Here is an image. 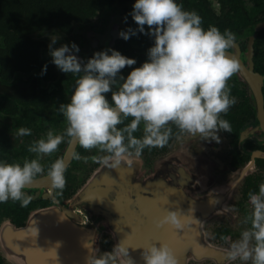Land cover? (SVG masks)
<instances>
[{
  "label": "clouds",
  "instance_id": "obj_1",
  "mask_svg": "<svg viewBox=\"0 0 264 264\" xmlns=\"http://www.w3.org/2000/svg\"><path fill=\"white\" fill-rule=\"evenodd\" d=\"M130 15L138 29L121 30L120 37L128 40L139 32L154 37L155 43L148 50V60L126 78L120 75L121 70L135 65V59L107 49L82 63L73 54L79 53L78 45L73 42L71 47L65 44L53 48L56 39H52L49 49L53 63L62 72L77 77L70 102L58 109L66 127L62 134L49 129L45 137L28 144L27 151L37 158L25 159L22 165L0 161V203L11 199L27 207L32 197L23 189L41 174L50 180L52 189L64 190L66 161L56 159L45 173L40 159L56 152L65 137L87 151L98 149L106 153L93 156L92 160L116 168L121 157L164 148L173 136L179 139L184 134H199L219 143V132H232L229 121L221 116L237 102L228 86V81L241 71L239 61L228 52L235 46V34L230 29L221 32L212 25L205 29L197 12L184 10L176 0H135ZM46 71L45 65L41 74ZM107 93H111V102ZM129 118L130 122L125 123ZM141 126L142 136L137 138L134 133L141 131ZM31 135L29 128L16 130V137ZM74 158L81 159L79 154H74ZM248 197L251 211L243 221L248 227L238 241L231 243L228 257L264 264V183L259 185L258 193L250 191ZM182 214L179 210H166L156 227L168 224L178 231L199 222L192 216L182 219ZM221 239L227 242L229 237L222 235ZM84 246L91 251L86 264H117L121 255L126 264H133L130 258L125 259L128 252L122 243L99 256L89 244ZM143 248L145 264H177L167 243L161 242L159 247L151 243Z\"/></svg>",
  "mask_w": 264,
  "mask_h": 264
},
{
  "label": "water",
  "instance_id": "obj_2",
  "mask_svg": "<svg viewBox=\"0 0 264 264\" xmlns=\"http://www.w3.org/2000/svg\"><path fill=\"white\" fill-rule=\"evenodd\" d=\"M262 27L264 23L255 26L249 43L250 68L240 62V49L236 43L237 54L228 51L241 65L237 75H243L242 78L259 97L262 76L253 71L251 54L254 36ZM73 54L81 60L78 54ZM259 113L264 116L260 108ZM193 142L191 151L199 154L200 150L194 151L193 148L204 147L207 141L201 136L199 141ZM75 145L70 142L65 152L67 165ZM196 156L189 153L187 161H178L177 157L166 158L152 168H147L142 157L135 155L121 157L116 168L101 163L72 197L55 198L52 205L32 210L26 223L19 227L5 219L0 226V244L10 258H16L21 264H86L91 251L84 245L89 244L97 255L99 236L104 228L105 232L112 234L116 245L123 244L128 252L125 259L130 258L133 264H145L143 247L151 243L159 247L161 242L173 250L177 264H191L204 259L226 264L232 260L228 257L230 248L215 243L212 235L208 234V227L219 214L230 215L226 203L234 187L247 175L251 164L240 171L234 183L219 184L213 181L215 174L210 175L213 169H207L204 163L203 167L192 163ZM204 158L207 160L206 156ZM181 162L184 163L180 165ZM205 170L207 174L202 173ZM28 186L48 187L51 182L41 174ZM75 210L86 213L89 220ZM166 210L182 211V219L192 216L199 222L178 231L168 224L157 228L156 221ZM120 258L126 264L122 255Z\"/></svg>",
  "mask_w": 264,
  "mask_h": 264
},
{
  "label": "trees",
  "instance_id": "obj_3",
  "mask_svg": "<svg viewBox=\"0 0 264 264\" xmlns=\"http://www.w3.org/2000/svg\"><path fill=\"white\" fill-rule=\"evenodd\" d=\"M252 1L255 4L247 12L244 0H221L223 5H229V9L226 13L222 10L219 15L207 0L190 3L195 2V8H203L204 12L201 14H204L208 21L205 29L212 25L218 27L221 32L230 29L235 35H245L246 28L252 31V25L264 19L259 18V14L264 12V0ZM132 3H135V0H0V161L17 163L21 154L24 156L28 153L27 146L34 139L28 141L30 136H25L24 142L21 143L16 138V130L20 127L29 128L33 132L55 125L51 124L52 120L49 124L45 119L50 118L51 110L47 103L51 105L49 101H54L51 94H56L58 87L54 86L51 93L44 86L48 83L57 84L60 69L53 63L52 57L43 59L47 41L36 36L46 30H56L65 36L63 44L71 46L74 42L79 46L82 40L76 33L77 27L91 24L99 18V12L104 13L113 7L119 6L123 10H129L128 6ZM200 9L197 13L199 16ZM127 23L130 28L138 29L132 18L127 19ZM145 31H149L147 25ZM154 41L151 35L137 32V35L131 36L129 40L122 39L114 48H108L117 50L137 62L122 69L120 75L127 76L130 69L140 67L139 58L142 64L146 62L148 50L154 46ZM94 50L96 53L107 49L99 47ZM93 56L91 55V58ZM45 65L47 71L42 75ZM65 76L71 77L67 74ZM138 133L139 131L134 135L137 137ZM141 136L142 133H139V137ZM145 151L151 153L154 149ZM50 166L51 164L45 168ZM251 187L255 188L252 184ZM248 193L249 189L245 190L246 198ZM34 205L36 204L31 201L21 212L20 206L15 205L16 212L20 215L14 217V221L18 225H24L25 217ZM7 207L9 209L4 213L10 215L13 205ZM223 232L220 230L219 235Z\"/></svg>",
  "mask_w": 264,
  "mask_h": 264
},
{
  "label": "flooded vegetation",
  "instance_id": "obj_4",
  "mask_svg": "<svg viewBox=\"0 0 264 264\" xmlns=\"http://www.w3.org/2000/svg\"><path fill=\"white\" fill-rule=\"evenodd\" d=\"M188 1L189 2H184V0H176L177 3L183 5L184 10L195 11L199 13L198 10L200 8H195V2H197V0H188ZM192 1L195 2L190 3ZM207 1L209 2L210 7L214 10L215 13H218V15L221 14L222 10H224V12L226 13L227 10L229 9V5L227 4L223 5L221 0H207ZM244 1H245L244 2L245 8L247 9V12H249L255 3L252 0H244ZM130 5L132 8H130ZM133 5L134 3L129 4L128 6L129 10L127 9L121 10V12L123 13L122 20H113L107 26H103V28L101 26L99 27L96 25H94V27L92 26L93 29L99 30L100 32L96 33V36L91 37L92 39H91L90 48L92 51L89 54L86 55L81 50L79 51V53H76L81 57L80 61L82 63H86L87 60L91 58V55L95 54V50H94L95 48H99V47H104L106 49L114 48L118 44V42L123 39L120 37L119 33L121 30L127 31V29L130 28L127 21L125 22V17H127V19L132 18L130 13L133 11ZM205 7L207 11L206 3H205ZM110 11L111 9L105 12H110ZM201 12L202 13L204 12L203 8L200 9V17L202 18L203 21L202 27H206V25H208L207 17L204 14H201ZM102 15L103 12L102 13L99 12L98 20L102 18ZM259 18H264V12L259 14ZM102 23L103 25L105 24L103 19H101V25ZM260 23H264V19L252 25V31L246 28L244 30V32H246L245 35H235L236 36L235 43L239 46L240 49L238 58L243 65L249 68L251 67L249 60L250 58L249 43L252 39V35L255 33L254 31L255 26ZM99 33H101V35ZM98 35H100L101 37ZM57 45H60L59 47H61L65 44H63V41H59ZM252 46H253V52L251 54V57L253 63V71L259 73L262 76V82L260 85L261 97L257 96L254 93L252 87L246 82V80L242 78L243 75L239 76L235 74L228 81V86L231 89V96L235 97L237 102L234 106L230 108V110L226 115L222 114L221 116L222 119H226L227 121H229L232 128V132H226V131L219 132L218 135L221 138L219 143H217L216 141L206 140L207 141L206 145L207 144L214 145L213 152L216 153L217 155L216 157L218 158V162L220 163L218 165V168L215 170L216 172H218L216 175V180L218 181V183L226 182L227 180L230 179V177L233 175L235 171H237L238 169H243L244 167L251 164L249 168L251 169L252 172L247 176H245L242 179V181L239 183L238 192L235 193V202L233 203L235 211H238L243 218H245V216L247 215L246 213L247 211H251V204L249 201V197L246 198L245 196V190L247 191L249 189V192L251 191L258 193L259 185L261 183H264V156H262L264 155V116L261 117L259 113V108H260L264 114V27H262L255 34ZM59 47L57 46L56 48ZM78 47H80V45ZM228 51L237 54V48L235 46L229 49ZM146 53L147 52H145V54ZM139 61L141 63L140 66H142L141 58H139ZM132 70L133 69H130V72ZM130 72L127 74V76L130 74ZM58 74L59 76L57 78V82H56L57 84L54 83L55 84L54 85L52 83H48L49 85L44 86L48 88L49 92L51 93L53 92L54 86L58 87L56 94H51V96L54 97V101L52 100L49 101L51 105L47 103L48 107H50L51 113L49 115L50 118L45 119V121L50 124V121L52 120L51 124L57 125V128L60 129V131H55V133L62 134L66 125H65L64 117L58 111V109L61 104H66L70 102L71 95L73 93L75 86V80L77 77L69 73L67 75H71V77L67 78L65 76L66 73L64 72L61 73V70H59ZM123 76L125 78L127 77L125 75ZM105 95L108 98V100L111 102V93H107ZM55 113L56 116L54 117ZM130 119L131 118L126 120L125 123L130 122ZM122 126L123 125H121L120 127ZM47 129L48 128H46L45 130ZM173 131L174 132L176 131L175 126H173ZM39 132L40 131H33L32 135L27 140L28 141H31V139L38 140L40 138L45 137V135L42 134L43 131L42 133ZM139 133H142V126H141V131H139ZM139 133L137 135V138L139 137ZM16 138H18L19 141L25 139L24 137H16ZM178 140L179 139H176L175 136H173V138L169 141L168 145H166L164 148H154V151L151 153L146 152L144 150L143 153L140 155V157H142L143 159L144 165L147 168H152L153 163L159 157L169 153L172 149H174ZM69 143L70 141L68 140L67 137H65V141L61 143V145H59L58 150L56 151L55 154H53V156L48 155L47 157L40 159V163L44 167L45 173L48 170L45 168V166L52 164L58 158L64 159L65 152L69 147ZM216 147H218V149H215ZM74 154H79L81 159L79 160L75 159ZM104 155H106V153L99 152L98 149H92L90 151H87L82 147H80L78 144H76L71 160L68 163L66 172L64 174L66 178V186L62 192L60 190L52 189L51 186L40 187V188L32 187V186L25 187L23 189L24 193L28 196H31L32 197L31 201H33V204H36L34 205V207L29 209V213L25 217V223L32 210L52 205L55 202V198L58 200H63L72 197L79 190V188L87 182L88 178L101 164L100 162L93 161L92 157L104 156ZM34 158L37 157L36 154L33 153L28 152L24 156L23 154H21L18 163H21L22 165L25 159L31 160ZM85 158L88 159L85 160ZM211 160L207 158L206 163H208ZM37 177H39V175ZM81 182H83L82 185ZM251 184L254 185L255 188H252ZM44 195H46V197H44ZM9 205H13V209L10 210L11 211L10 215H6L4 211L9 209L7 207ZM15 205L17 207L20 206V202L12 201L10 199L7 202L0 203V226L5 219H9L17 227L22 226V225H18L14 221L15 220L14 217L20 215L19 213L16 212L17 209ZM19 209L21 212L25 210V207L20 206ZM243 227H248V225L243 223ZM220 230L224 231L222 235L229 237V240L227 242L221 239L222 235H219ZM239 234H240V230L235 232L230 225H226V224L218 225L213 229V235L216 241L221 244H231L233 242L238 241L240 238ZM114 242H115L114 237L111 234H109V232L102 233L101 243L103 248L105 249V252L113 251ZM0 264H8L4 259L3 255L1 254V252H0Z\"/></svg>",
  "mask_w": 264,
  "mask_h": 264
},
{
  "label": "rangeland",
  "instance_id": "obj_5",
  "mask_svg": "<svg viewBox=\"0 0 264 264\" xmlns=\"http://www.w3.org/2000/svg\"><path fill=\"white\" fill-rule=\"evenodd\" d=\"M130 8H132L131 5H130ZM121 10H122V8L118 6V7H115L113 9H111L110 12L103 13L101 19H103V21L105 23L104 25H103V23L101 25V19L100 20L97 19V20L93 21L89 25L82 26V27H77L76 33H78V35H80L81 40H82V44L80 45L79 49L81 51H83L86 55L89 54L92 51L91 48H90L91 39H92L91 37L96 36V33L100 32L99 30L93 29L94 25L99 26V27L101 26L103 28V26H107L113 20H122L123 13L121 12ZM99 34L101 35V33H99ZM100 35H98V36H100ZM36 37L39 38V39H41V40H46L47 41V49L43 50V59L52 57L50 55V49H49V45L51 44L52 39H56V43L54 45H52L53 48H56L57 46H59V45H57L59 43V41L65 40V36H63L60 32H58L56 30L55 31L54 30H46V31H43L42 33L38 34ZM46 85H49V84H46ZM55 116H56V113L54 114V117ZM51 129L54 130V132L55 131H60V129L57 128V125L53 126ZM48 130H49V128L47 130H40L39 133H42V131H43L42 134L46 136L45 133H47ZM200 139H201V136L199 134H197L196 136H192V135H188V134L182 135L179 138V140L177 141L174 149H172L169 153H167V154L159 157L153 163V166L156 165V164H159L163 159H166V158L167 159H172V157H175V159L177 157V160L178 161H180V159H181V161H187L186 160L187 159V155L189 153H191L193 155H197L196 156L197 158L194 159V161H192V163L194 165H202L204 163V164H206L208 166L207 169H209V168L213 169V171L211 170L212 172L210 173V175H214L215 174L213 176V181H215V182L218 183V181L216 180V175H217L218 172H216L215 170L218 168V165L220 163L218 162V158L216 157L217 156L216 153L213 152L214 151L213 150V146L214 145H210V144H207L206 145V143H204L203 144L204 147H197L196 146L197 147L196 149L193 148L194 151L200 150L199 154H196L193 151H191V147H193V145H194V142L193 141L196 142V141H199ZM181 141H183L182 144H180ZM209 141H214V140H210L209 139ZM184 142H186L187 144H184ZM215 149H218V147H216ZM55 153L56 152L50 154L49 156H53V154H55ZM47 156L48 155H45L41 159H43V158H45ZM205 156L209 160H211V159L212 160L209 161L208 163H206L207 160H205V158H204ZM202 157H203V159H201ZM175 159H173V160H175ZM182 163H184V162H181L180 165ZM202 167H203V165H202ZM241 170L242 169H238L237 171H235L233 173V175L230 177L229 180H227L226 182H223V183H219V184L226 183V185H229L232 182L234 183L236 181V179L239 177V174H240V171ZM251 172H252L251 169H249V171L247 172V175L250 174ZM202 173L207 174L208 172H206V170H205ZM90 177L88 179H90ZM82 184H83V182H81V185ZM210 186H212V185H210ZM238 187H239V183L237 184L236 187H234L233 194L230 197L229 201L226 203L227 209L229 210L231 217H230V215H227V214H219L216 217L215 221L208 227V229H209L208 234L209 235H212L214 242L215 243H218L220 245H225L226 247H229V248H230V245L231 244H221V243H219V242L216 241V239H215V237L213 235V229L215 227H217L218 225H222V224L230 225L235 232L240 230V234H239V237H240L241 232L247 228V227H243L244 218L242 217L241 214H239L238 211H235L234 205H233V203L235 202V193L238 192ZM104 232H105V229L102 228L101 229V233H104ZM101 239H102V234H100V236H99L100 248H99V250L97 252V256L102 255L103 253H106L105 252V249L102 246ZM115 246H116V243L114 242L113 250H114ZM0 252L3 255L4 259L6 260V262L8 264H17V263L18 264H21L16 258H14V257H11L10 258V256L7 253H5V250L3 249V247L1 246V244H0ZM117 263H119V264H125L121 260L120 256L117 257ZM191 264H215V261L212 260V259H204V260H202L200 262H193ZM226 264H250V262H242L239 259H236V260H230Z\"/></svg>",
  "mask_w": 264,
  "mask_h": 264
},
{
  "label": "bare ground",
  "instance_id": "obj_6",
  "mask_svg": "<svg viewBox=\"0 0 264 264\" xmlns=\"http://www.w3.org/2000/svg\"><path fill=\"white\" fill-rule=\"evenodd\" d=\"M77 213L79 211L80 215H83L85 217V219L89 220V217L86 215V213L82 212L81 210H75Z\"/></svg>",
  "mask_w": 264,
  "mask_h": 264
}]
</instances>
